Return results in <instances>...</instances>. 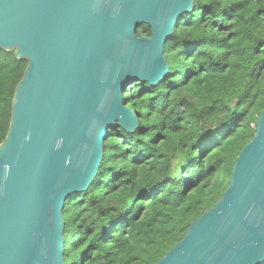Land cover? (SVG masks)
Listing matches in <instances>:
<instances>
[{"label": "water", "instance_id": "1", "mask_svg": "<svg viewBox=\"0 0 264 264\" xmlns=\"http://www.w3.org/2000/svg\"><path fill=\"white\" fill-rule=\"evenodd\" d=\"M193 7L0 0V47L27 61L0 143V264H65L64 202L92 183L110 130L138 128L123 90L167 76L164 44ZM155 264H264V108L222 196Z\"/></svg>", "mask_w": 264, "mask_h": 264}, {"label": "trees", "instance_id": "2", "mask_svg": "<svg viewBox=\"0 0 264 264\" xmlns=\"http://www.w3.org/2000/svg\"><path fill=\"white\" fill-rule=\"evenodd\" d=\"M137 35L151 36L143 24ZM167 76L128 83L134 132L110 130L62 209L65 264H155L214 205L264 108V0H194L164 44ZM27 61L0 47V143Z\"/></svg>", "mask_w": 264, "mask_h": 264}, {"label": "rangeland", "instance_id": "3", "mask_svg": "<svg viewBox=\"0 0 264 264\" xmlns=\"http://www.w3.org/2000/svg\"><path fill=\"white\" fill-rule=\"evenodd\" d=\"M139 29H140V27L137 30H139Z\"/></svg>", "mask_w": 264, "mask_h": 264}]
</instances>
